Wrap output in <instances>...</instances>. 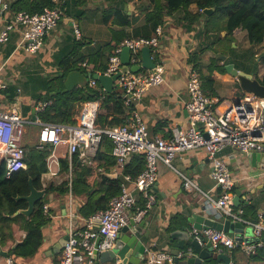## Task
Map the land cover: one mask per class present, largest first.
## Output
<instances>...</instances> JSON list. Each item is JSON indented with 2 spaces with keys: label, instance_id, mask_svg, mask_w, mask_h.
Listing matches in <instances>:
<instances>
[{
  "label": "crops",
  "instance_id": "0c3cea01",
  "mask_svg": "<svg viewBox=\"0 0 264 264\" xmlns=\"http://www.w3.org/2000/svg\"><path fill=\"white\" fill-rule=\"evenodd\" d=\"M13 1L2 0L1 2L0 0V6L6 3L10 8ZM90 1L98 2V4L93 3V6L97 5L99 8L105 6V10L112 5L105 0ZM136 2L126 4V6H130L128 14L132 15L134 13V16H138L139 21L142 23L144 14L140 12V9L138 11L137 8H140V4L137 5ZM190 10L195 12V6H192ZM125 11L127 12V10ZM183 16L167 18L165 24L159 27L162 31L159 38V48L156 53L151 50V59L155 65L157 61V64L162 63L165 66L164 83L151 88L141 100L134 102L131 108L125 105L129 117L132 115V109L140 113L151 137L167 139L172 136L175 130L186 131L190 128L189 115L185 108V104L189 99L187 82L192 66L189 64V57L198 47L200 40L196 37L195 31L189 32L186 29L187 24L182 21ZM13 17L14 15L10 11L0 14L1 28L11 22ZM84 20H86V23L83 25ZM91 20L88 16V8L80 19H73L64 15L58 27L44 39V46L37 54H26L17 48L22 37L23 28L21 27H17L15 32L11 34L9 42L0 45V109L16 111L27 122L26 135L35 133L34 137L30 136L29 139L23 140L25 149L36 146L40 150H49L51 147L49 145L40 146L38 136L41 126L46 124L42 120V114L54 104L52 98L55 93L50 92L48 83L61 73L55 59L58 53L65 50V57L68 58L69 51H73L74 43L83 42L77 51V57H69L72 66L78 67V69H73L72 72H79L84 75L99 74L100 72L95 70L94 64L89 63L87 60L81 61V59L90 56L108 44L115 45L111 41L112 30L115 29L111 22L106 25L102 20L95 24V26H98L96 29L91 27ZM204 24L205 20L196 25L198 26L196 30L202 29ZM76 30L78 33H76ZM225 35L223 33V36ZM244 37L246 38L245 32L237 36L236 41ZM155 56L159 59L156 60ZM143 59L144 56L140 52L138 63L133 65L130 60L128 68L131 70L132 67L141 66ZM148 71L141 68L136 73L147 74ZM245 73L253 75L251 72ZM203 74L209 75L210 72H203ZM67 76L63 84L64 93L83 89L79 85L73 90H67L65 87ZM213 77L215 79V94L211 99L217 101L216 108L219 111H224L230 104L237 102L244 93L241 88L239 89L234 85L237 80L230 75H222L216 71L213 73ZM87 87H89V83ZM94 89L106 93L115 92L123 98L122 89L117 81L114 82L110 92L99 82ZM92 105L97 108V113H99L101 109L100 101L75 104L71 118L73 123L64 125L77 124L82 110ZM53 115L55 114L52 113ZM109 144V146L106 144L101 145L94 156L77 154V164L73 163L74 155L69 154L67 147H58L54 150V154L52 153L53 150L51 151L47 158L48 172L42 177L43 186L45 188L59 186L64 181H68L70 192L68 195H62V197L53 193L48 196L45 195V205L49 207V217H47V224L43 227L42 247L32 258L18 259L19 264H60L61 253H52L53 247L61 238L66 236L67 231H70L76 225H82L83 221L88 219L80 214V208L88 201L90 195H88L84 186L79 185L77 189H73V177L82 175L85 172L87 179L90 176V172L87 174L88 171L95 170L98 172L99 177L89 191V193H93L92 196L96 197L103 194L100 186L105 182V179L111 181L122 180L123 178V172L117 168L113 156V144L112 142ZM98 154L100 155L98 156ZM247 155L237 149L227 148L219 157L228 164L232 177L236 180L235 192L246 188L243 191V205L247 203L248 206H254L257 214H249L246 218L245 207L240 206L238 210L243 211V216L249 222L264 224V160L254 162L253 165L248 160ZM63 160H68L70 163V173L68 175L60 173L61 161ZM173 166L177 172L164 164L159 165L158 180L151 191L154 203L142 218L146 221L141 237L144 252L143 255H138L140 260L138 264H146V256L149 251L168 252L167 250L176 249L178 241L170 240V234L176 230L186 227L190 232H193L192 237L196 238V234L202 231L196 233L193 231L189 222L192 216L205 215L206 218L213 221L224 222L216 214V210L212 205L208 203L206 197L209 196L213 200H217L220 196V191L216 188V183L212 178L213 165L208 154L204 150H198L178 155L173 161ZM181 174L194 182L197 189L185 188ZM142 200H145L143 196H138L137 209L134 211L141 209ZM204 206L207 208L205 213L202 212ZM18 234L20 237L25 236L24 232ZM252 235V230L247 227L235 231V238L238 241L251 240ZM207 243L203 246L205 247ZM14 245L11 242L4 247H0L2 250L9 252ZM224 253L231 258V264H250L249 257L241 250L232 253L225 251ZM0 264H13V261L10 256L8 259L0 257Z\"/></svg>",
  "mask_w": 264,
  "mask_h": 264
},
{
  "label": "built area",
  "instance_id": "2783aa9c",
  "mask_svg": "<svg viewBox=\"0 0 264 264\" xmlns=\"http://www.w3.org/2000/svg\"><path fill=\"white\" fill-rule=\"evenodd\" d=\"M57 2L58 0H54ZM2 2V0H1ZM9 12L6 3L1 4L0 14ZM64 17L59 9H45L41 14L30 15L21 12L1 28L0 45L10 41L11 34L17 27L23 28L18 49L26 54H37L44 46V39L53 32ZM76 33L78 31L76 30ZM161 28H157L153 38L126 39L109 58L104 76H113L122 70L121 54L128 48L131 63L136 65L143 48H150L156 53L159 48ZM165 81V66L156 61L155 68L147 74L131 72L122 74L117 82L122 89L126 105L131 108L151 89ZM89 87L94 89L97 81L89 79ZM188 101L185 108L189 115L190 128L186 131L175 130L170 138L151 137L140 113L132 109V115L124 125L111 128H97V108H84L75 125L43 124L38 141L40 146L49 145L54 150L65 146L70 155L94 156L107 137L113 144V156L117 168L122 172L136 155H144L145 170L136 178L123 176L121 192L114 197L109 207L83 221L80 226L70 230L69 239L61 251L60 264H95L94 253H108L116 248L122 230L131 221L139 222L154 203L151 191L158 180L159 165L164 164L177 172L174 159L181 154L204 150L212 161V178L220 191L217 200L207 197L216 214L223 220H230L250 228L251 240L238 241L222 231L204 230L196 234V240L204 245L211 242L215 252L230 253L241 250L248 257L255 255L263 246L264 224L251 223L243 216V211L234 205L236 180L232 177L228 164L219 157L227 148H234L243 154L264 153V99L251 93H244L235 103L224 111L216 108L217 101L206 96L202 89L201 75L192 66L187 82ZM27 122L14 110L0 109V157L5 160L7 177L13 173L27 170L24 137ZM184 187L197 186L182 175ZM138 196L147 201L144 209H137ZM44 215L49 217V207L44 205ZM131 213L133 216L131 217ZM197 231H195L196 233ZM146 264H175L169 252L149 251ZM117 259L111 264H121ZM11 263V261H10ZM217 264H226L224 262ZM231 264V263H229Z\"/></svg>",
  "mask_w": 264,
  "mask_h": 264
},
{
  "label": "trees",
  "instance_id": "16d2710c",
  "mask_svg": "<svg viewBox=\"0 0 264 264\" xmlns=\"http://www.w3.org/2000/svg\"><path fill=\"white\" fill-rule=\"evenodd\" d=\"M111 3L104 11L103 22L106 25L115 27L112 30V42L99 49L81 61L87 60L95 65V70L100 73L106 72L109 66V58L115 52V49L126 39L153 38L156 35L158 27L165 24L167 18H176L184 15L182 21L187 24L189 32L195 31L196 37L200 40L198 47L190 54L189 64L192 65L201 75L202 89L206 96L213 97L215 79L214 72L226 75V66L237 63L233 60L222 61L218 56H224V50L219 51V47L224 45V41L236 43V37L246 33V38L250 46L264 47V0H105ZM137 1L138 11L144 14V20L141 23L138 16L128 14L125 11L126 4ZM88 0H14L9 8L12 15L26 12L30 15L41 14L45 9L59 8L64 15L73 19H80L86 12ZM195 6L196 11L192 12L190 8ZM206 9H214L211 16L203 13ZM63 19V18H62ZM205 20L204 27L196 30L198 24ZM62 21V20H61ZM60 21V22H61ZM59 22V24H60ZM130 30V31H128ZM223 33H226L223 36ZM86 43V42H85ZM83 42H75L73 51H69V57H77V51ZM221 44V45H220ZM224 48L223 46H221ZM231 48V47H230ZM207 51H214L217 55L211 58V64L208 66L209 75H204L200 71L201 57ZM67 52V51H66ZM235 55V54H232ZM238 58V55L232 56ZM245 61L257 58L261 64H264V54L256 56L249 49L242 55ZM69 57H65V50H61L56 56V63L61 73L51 80L49 89L53 96L54 104L47 108L42 114V120L46 124H72L71 118L74 113L75 104L87 101H100L101 109L97 116L96 127L111 128L124 125L130 117L127 114L126 100L117 93H106L97 89H80L73 92L64 93V79L72 72L78 69L72 66ZM230 57V58H231ZM156 60L159 59L155 56ZM237 65V66H236ZM258 77V75H256ZM259 79V77H258ZM260 80V79H259ZM264 85V78L260 80ZM98 84V83H97ZM240 89L239 83H236ZM126 105V106H125ZM132 107V106H131ZM52 113L55 115L52 116ZM111 141L105 137L102 145L109 146ZM53 150H40L36 146L26 149L25 162L27 170H21L7 177V167L4 159L0 157V246L18 242L14 249L9 250L10 259L13 264H19L18 259H29L34 257L43 244V227L48 219L44 215L43 207L46 203V197L39 201L34 213L28 218L24 215L14 216L16 212L28 208V203L21 197L30 194V180L37 190H46V196L49 194L68 195L70 186L68 181H64L59 186L44 187L42 177L48 172L47 158ZM100 154H98L99 156ZM77 154H74L73 163L77 164ZM97 160V156H96ZM146 168V159L144 155H136L125 167L124 175H130L132 178L138 177ZM90 176L86 179V173L73 177V189L81 185L85 187L88 195V201L80 208V214L85 218H90L100 211L108 208L110 201L121 192L122 180H104L100 186L103 193L101 196H92L89 193L99 177L95 170L88 171ZM62 175L70 173V163L68 160L61 161ZM73 173H75L73 171ZM146 201L142 200L141 209H144ZM245 207V217L249 214L256 215L257 210L254 206H248L247 203L241 205ZM244 217V218H245ZM24 232L25 236L20 237L18 233ZM237 251V250H236ZM250 264H264V243L255 255L249 257Z\"/></svg>",
  "mask_w": 264,
  "mask_h": 264
},
{
  "label": "water",
  "instance_id": "95a60500",
  "mask_svg": "<svg viewBox=\"0 0 264 264\" xmlns=\"http://www.w3.org/2000/svg\"><path fill=\"white\" fill-rule=\"evenodd\" d=\"M125 10H130V6H126ZM214 9H206L203 13L207 16H211L214 13ZM225 35V33H224ZM144 59L141 66H135L131 68V72H139L141 68L146 70H152L155 68V63L151 59V49L143 48L141 50ZM130 51L128 48H124L121 54L122 70L113 76H104L100 74H88L84 75L79 72H71L67 76L65 87L67 90H73L76 86H82L83 89L87 88L88 81L90 78L95 79L101 85L106 87L107 91L113 87V84L117 79L124 73H126L130 64ZM222 61L226 60L225 56H219ZM227 74L232 78L236 79L239 83L241 91L243 93H251L259 98L264 99V85L260 82L257 76L247 74L243 71L237 70L233 64L226 66ZM248 160L254 165V162H260L264 160V153H251L247 155ZM31 192L26 197H21L18 199H23L28 203V208L25 210H20L15 213L14 216L24 215L30 217L35 210L36 204L43 200L46 195V190H37L32 180H30ZM246 188L236 190L234 197V205L239 208L243 203V191ZM202 212H207V208L204 206ZM131 217L133 213L130 214ZM193 231H204V230H214L222 231L228 234L230 237L235 238V231L237 229H244V226L240 223H234L230 220H224L223 223L213 221L206 218L205 215H195L189 220ZM146 226V221L141 219L139 222L131 221L130 225L125 227L117 241L116 248L108 253L98 254L94 253L95 264H111L112 262L120 259L121 264H138V255H143L144 244L141 241L143 228ZM70 231H67L66 236L61 238L57 244L53 247L54 254H59L68 242ZM130 233V235H129ZM192 233L186 227L180 230H176L170 234V240L178 241V246L174 250H167L173 257L175 264H217L224 262L229 264L231 258L225 253L215 252L212 243L208 242L204 247L201 245L196 238L192 237ZM264 241V239H263ZM18 244L15 243L14 247ZM0 257L8 259L9 252L2 250L0 247Z\"/></svg>",
  "mask_w": 264,
  "mask_h": 264
},
{
  "label": "rangeland",
  "instance_id": "374dc122",
  "mask_svg": "<svg viewBox=\"0 0 264 264\" xmlns=\"http://www.w3.org/2000/svg\"><path fill=\"white\" fill-rule=\"evenodd\" d=\"M93 3L94 2L89 0L87 5H86V9L88 8V16L92 19L90 21L91 27L97 29L98 26H95V24H97L98 22H101L103 20V15H104V11H105L104 8H106V7L103 6L104 8H99V7H97V5L93 6ZM94 4H98V2H95ZM105 4H106V2H105ZM85 23H86V20L83 21V25ZM221 46H223L224 48H222ZM221 46L218 49H219V51L224 50L222 52H225L224 56H226V60H225L226 62L234 59V63H237L238 66L237 65L236 66L239 67L241 70H243L245 72H251L255 76L258 75L260 80H262L264 78V64H261L260 60L257 58H254V59L249 58L246 62L244 59L245 57L242 56L244 54L245 50H247V49H249L252 53H255L256 56L263 55L264 54V47H258V46L252 47V46H250V44L247 41V38H245V37L239 38L236 41V43L235 44L232 43V45H231V43H229V41H224V45H221ZM232 54L238 55L239 57L237 59L233 58V57H231ZM216 55L217 54L214 51H207L201 57L200 71L202 73L208 72V66L211 64V58L215 57ZM235 55H232V56H235ZM227 57H228V59H227ZM233 65L235 67V64H233ZM236 83H234L235 86H237ZM34 135H35V133H32L30 135L25 134L24 140L29 139L30 136L34 137Z\"/></svg>",
  "mask_w": 264,
  "mask_h": 264
}]
</instances>
